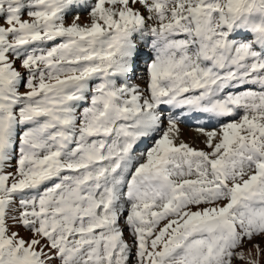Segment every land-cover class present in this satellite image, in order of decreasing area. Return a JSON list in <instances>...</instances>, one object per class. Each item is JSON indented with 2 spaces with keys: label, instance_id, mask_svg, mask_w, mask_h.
Here are the masks:
<instances>
[{
  "label": "snow or ice",
  "instance_id": "6c2138e0",
  "mask_svg": "<svg viewBox=\"0 0 264 264\" xmlns=\"http://www.w3.org/2000/svg\"><path fill=\"white\" fill-rule=\"evenodd\" d=\"M262 260L264 0H0V264Z\"/></svg>",
  "mask_w": 264,
  "mask_h": 264
},
{
  "label": "rangeland",
  "instance_id": "374dc122",
  "mask_svg": "<svg viewBox=\"0 0 264 264\" xmlns=\"http://www.w3.org/2000/svg\"><path fill=\"white\" fill-rule=\"evenodd\" d=\"M214 125L212 126L210 125L209 127H205V128L206 130H212L213 128L217 127V125L215 126ZM198 127L200 126L188 124L185 122H182L180 124L181 136L184 139V141L194 147L201 148L203 147V144H202V137H200L199 133L196 131ZM181 136H180V139H182ZM146 146H149V145H146ZM145 147H142L141 149H144ZM139 151L140 150H138V152ZM262 264H264V260H262Z\"/></svg>",
  "mask_w": 264,
  "mask_h": 264
},
{
  "label": "bare ground",
  "instance_id": "6f19581e",
  "mask_svg": "<svg viewBox=\"0 0 264 264\" xmlns=\"http://www.w3.org/2000/svg\"><path fill=\"white\" fill-rule=\"evenodd\" d=\"M141 67H143V61L141 62ZM185 123H188V124H193V125H197V126H205V127H209L210 125L212 126V125H214L215 123H213V122H207L206 120H195V119H192V120H187ZM215 126V125H214ZM181 138H182V136H181ZM182 140H184L183 138H182ZM146 145H151V141H148L147 143H146ZM146 145H141L140 146V148L138 149V150H141V148L142 147H145ZM137 150V151H138Z\"/></svg>",
  "mask_w": 264,
  "mask_h": 264
}]
</instances>
